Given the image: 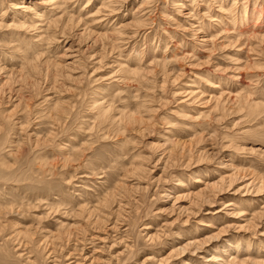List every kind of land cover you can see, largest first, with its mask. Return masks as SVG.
<instances>
[{
    "label": "rangeland",
    "instance_id": "rangeland-1",
    "mask_svg": "<svg viewBox=\"0 0 264 264\" xmlns=\"http://www.w3.org/2000/svg\"><path fill=\"white\" fill-rule=\"evenodd\" d=\"M0 264H264V0H0Z\"/></svg>",
    "mask_w": 264,
    "mask_h": 264
},
{
    "label": "bare ground",
    "instance_id": "bare-ground-1",
    "mask_svg": "<svg viewBox=\"0 0 264 264\" xmlns=\"http://www.w3.org/2000/svg\"><path fill=\"white\" fill-rule=\"evenodd\" d=\"M197 181V180H196Z\"/></svg>",
    "mask_w": 264,
    "mask_h": 264
}]
</instances>
